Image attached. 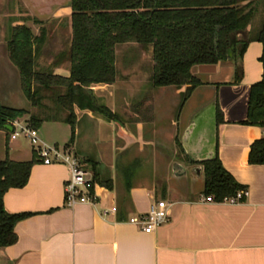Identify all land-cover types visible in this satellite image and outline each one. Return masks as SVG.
<instances>
[{"label": "crops", "instance_id": "1", "mask_svg": "<svg viewBox=\"0 0 264 264\" xmlns=\"http://www.w3.org/2000/svg\"><path fill=\"white\" fill-rule=\"evenodd\" d=\"M48 3L49 0H39L38 8L45 10ZM69 4L70 0L51 4L50 16L68 22L71 38ZM18 25L24 24L13 27ZM248 30L253 31L252 22ZM46 39L44 49L50 50L47 30ZM54 48L55 56L44 59V69L52 67L53 74L68 77L66 60L55 65L57 55L67 49L63 50L59 42ZM261 53L259 42L248 44L241 62L243 77L237 85L231 84V63L192 67L191 74L201 86L194 89L176 117L168 120V128L160 124L154 99L144 97L135 105L127 99L120 103L117 76L112 85H93L90 90L97 103L122 119L118 125L97 113L74 107V141L68 153L77 158L84 170L91 167L90 162L98 163L97 169L106 170L112 182L111 190L95 186L94 205L67 207L64 185L70 177L69 168L42 165L25 140L18 139L27 147L21 143L11 145L14 141H8L5 135L0 161L7 156L15 162L34 159L35 164L23 188L4 194L3 206L8 213L30 216L15 225L17 241L0 249V264H264V165L253 166L247 161L250 145L264 138V129L241 124L246 118L249 88L261 80ZM133 62L127 61L130 66ZM11 66L6 49L5 56L0 55V69L5 77L15 75ZM115 66L117 70L116 61ZM169 88L174 87L157 91L163 93ZM182 88L174 90L176 97L186 86ZM198 91L199 101L186 108ZM125 92V97L136 96ZM212 104L221 111L222 122L216 127L209 109ZM199 112L201 115L187 131ZM63 117L61 114L57 120L44 124L65 125L70 131L62 122ZM213 135L221 165L247 189V197L241 203L206 202L201 166L187 162L181 141L189 155L204 158L212 150ZM161 139L170 146L169 151L160 147ZM44 141L60 148L47 134ZM176 164L181 168L178 171L173 170ZM159 200L167 205L168 220L153 233L145 234L128 222L145 215L150 205Z\"/></svg>", "mask_w": 264, "mask_h": 264}, {"label": "trees", "instance_id": "2", "mask_svg": "<svg viewBox=\"0 0 264 264\" xmlns=\"http://www.w3.org/2000/svg\"><path fill=\"white\" fill-rule=\"evenodd\" d=\"M257 1L70 0V47L57 55L55 64L66 60L68 77L55 75L52 71L34 70L39 47L46 39L45 27L36 37L24 25L12 27L6 49L10 62L18 71L24 98L32 107H41L42 90L55 91L56 95L55 113L51 118L30 115L26 122L38 130L45 121L57 120L59 112L65 114L61 120L70 127V138L65 147L74 141V107L97 113L121 125L120 116L100 106L90 90L93 85L115 82V50L118 45L150 47L151 87L180 89L186 86L181 93L182 107L194 89L201 86L191 74L192 67L231 63V84L237 85L243 77L241 62L246 48L250 42L256 41L262 45L259 58L262 76L249 88L246 118L241 124L264 129V23L253 36L248 30ZM215 108L218 125L222 122L221 111L217 104ZM27 115L24 109L7 107L0 102V129L6 122ZM247 161L253 166L264 165V138L250 145ZM90 163L92 182L111 190V179L101 177V169L96 170L98 163ZM34 164V159L15 162L7 156L0 161V249L16 243L15 225L30 216L29 213H8L3 206L4 194L10 189L23 188ZM197 165L202 169V194L214 202L222 203L239 191H247L223 168L216 154L212 160Z\"/></svg>", "mask_w": 264, "mask_h": 264}, {"label": "rangeland", "instance_id": "3", "mask_svg": "<svg viewBox=\"0 0 264 264\" xmlns=\"http://www.w3.org/2000/svg\"><path fill=\"white\" fill-rule=\"evenodd\" d=\"M59 0H49L47 8L44 10L39 4V0H0V55L5 56L6 48L5 45L10 39V30L16 24H24L31 28V30L38 36L40 34L41 28H46L48 33V42L49 47L54 49L52 51L44 49V43L39 47L38 55L35 59V68L36 72L53 71L52 67L44 69V59L51 56H55L57 48L55 44L59 42L63 50L69 49L70 35H69V24L66 20H53L51 19V4H58ZM44 7V6H43ZM31 12V13H30ZM44 14H46V20L44 19ZM39 19H38V18ZM264 23V2L258 0L254 6V15L252 20L253 31L252 35L256 34L262 24ZM47 41V39H46ZM65 48V49H64ZM47 52V53H44ZM61 52V51H60ZM59 55V54H58ZM44 56H46L44 58ZM128 60H133L134 65H129ZM115 61L117 62V92L118 100L120 103L127 101L130 105H135L138 100L143 99L144 97H150L154 99V105L158 108L160 112V124L163 127L169 126V121L171 117H176L181 108V94L176 97L174 90L177 88L166 89L163 93L157 91L151 87L149 83V75L151 68V48H142L137 45H118L115 50ZM50 65V64H49ZM11 70H14V76H7L2 73L0 69V102L2 105L13 107L16 109H26L28 115L23 117L22 120H28L30 115H35L37 117L43 118L47 115H54L55 113V103L56 98L55 91H44L40 92L41 107H32L29 102L24 98L21 89L19 88V80L17 70L11 66ZM69 69V65L67 67ZM67 69V70H68ZM69 71V70H68ZM126 79V80H125ZM124 83H126V90H124ZM183 90V88H181ZM125 91L136 96L128 98L125 97ZM63 91H60L62 93ZM129 93H127L128 95ZM200 91L194 95L186 108L189 106H195L199 101ZM179 102V103H178ZM175 103V104H174ZM176 104L178 106L176 107ZM62 113H58L57 117H61ZM65 117V114H63ZM63 117V118H64ZM7 131L0 129V147L5 144V135ZM39 137L44 141V134L53 140L59 143L61 148L63 143L69 139L70 131L69 128L65 125H52V124H42L38 131ZM160 147L168 151L171 149L169 145L165 144L163 139L160 140ZM45 143L51 145L50 143L44 141ZM24 144L22 140H17L12 142L14 144ZM65 152H69L70 147H64ZM176 148L180 151L178 147V141H176ZM1 149V148H0ZM100 168V167H99ZM146 169V168H145ZM86 170L91 174L90 166L86 167ZM99 170V169H96ZM101 177H107L106 170H100ZM92 175V174H91ZM196 183V182H194ZM196 188V184H195Z\"/></svg>", "mask_w": 264, "mask_h": 264}, {"label": "built area", "instance_id": "4", "mask_svg": "<svg viewBox=\"0 0 264 264\" xmlns=\"http://www.w3.org/2000/svg\"><path fill=\"white\" fill-rule=\"evenodd\" d=\"M11 128L7 133L8 141L18 139L25 140L31 147L36 161L44 166L66 165L69 168L70 177L64 185V201L67 207L78 204L94 205L96 203L95 186L92 175L82 169L79 161L64 149L45 143L38 134V130L32 128L26 121L15 119L6 122ZM247 197V191H239L231 198H225L222 203L234 205ZM206 202H213L207 197ZM167 205L164 201H156L150 205L145 215L129 219V223L137 226L143 233H153L168 220Z\"/></svg>", "mask_w": 264, "mask_h": 264}, {"label": "water", "instance_id": "5", "mask_svg": "<svg viewBox=\"0 0 264 264\" xmlns=\"http://www.w3.org/2000/svg\"><path fill=\"white\" fill-rule=\"evenodd\" d=\"M69 47H70V42H69ZM212 112H213V125H214V127H216V118H215V113H216V111H215V104H212L211 106H210V108H209ZM208 110V109H207ZM205 111V110H204ZM206 112V111H205ZM203 114V113H202ZM201 115V112H199L197 115H196V118H194V120H193V123L191 124V125H189V127H188V129H187V131H190L191 129H192V127H193V124L195 123V121H196V119L199 117ZM3 129L4 130H6L7 132H9V131H11V128L9 127V126H7V125H4L3 126ZM186 131V132H187ZM181 144H182V147H183V152H184V154L186 155V159H187V162H188V164H198V163H202V162H204V161H207V160H212L214 157H215V154H216V135H213V145H212V150H211V152H210V155L209 156H207V157H204V158H200V157H198L196 154H194V153H191V154H193V155H195L194 157H192L191 155H189L190 153H189V151L187 150V148H186V146L184 145V142L183 141H181ZM181 168H180V166L179 165H174L173 166V170L174 171H178V170H180ZM184 171V170H183ZM200 172V169L199 168H197V172Z\"/></svg>", "mask_w": 264, "mask_h": 264}]
</instances>
